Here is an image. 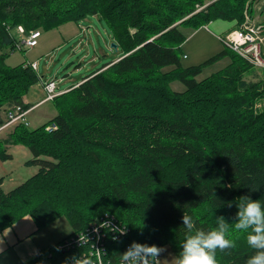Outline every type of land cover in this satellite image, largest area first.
Listing matches in <instances>:
<instances>
[{"label": "trees", "instance_id": "trees-1", "mask_svg": "<svg viewBox=\"0 0 264 264\" xmlns=\"http://www.w3.org/2000/svg\"><path fill=\"white\" fill-rule=\"evenodd\" d=\"M204 4L0 0L2 49L16 51L12 31L20 25L32 32L98 16L121 56L55 97L58 113L48 123L31 130L23 122L0 138L1 161L13 158L8 145H22L34 157L26 164L39 167L9 192L0 179V233L28 215L39 229L65 216L74 229L69 239L113 214L130 230L122 243L169 246L177 255L185 239L184 213L208 231L219 216L234 222L236 198L264 202V107L256 108L264 102V78L248 80L253 67L227 48L200 65L182 64L185 29L218 19L240 26L253 6L248 0H217L183 21ZM8 55H0V128L5 106L10 113L34 107L24 97L41 80L28 63L8 66ZM226 58L223 69L197 80L205 67ZM176 81L184 91L172 90ZM53 123L57 129L48 132ZM246 235L233 227L235 247L217 251V264H245L253 254ZM54 249L28 264H64L77 254Z\"/></svg>", "mask_w": 264, "mask_h": 264}, {"label": "rangeland", "instance_id": "rangeland-1", "mask_svg": "<svg viewBox=\"0 0 264 264\" xmlns=\"http://www.w3.org/2000/svg\"><path fill=\"white\" fill-rule=\"evenodd\" d=\"M215 1L217 0H205L204 5H197L195 12L187 16L183 21L191 18L194 14L201 12L203 9H206ZM249 3L253 6L254 18L258 19L260 22L264 21V0H248V4ZM183 21H178L172 25V27L180 25ZM213 22H216V26L222 25L227 26V28L231 26L229 21L218 19L210 21L209 24L203 25L198 29H185L187 40L183 45L182 53L187 55V58L184 56L182 59L184 67L200 65L225 48L218 37L220 38L221 35H227L228 33L225 34L227 30H225L224 33L219 32L215 25L212 24ZM234 23L235 28L233 30L241 28L242 25L238 26L237 22ZM20 26L23 27L24 33L18 31L19 26L12 31L19 42L22 38H26L27 35H29V31H27L26 27L23 25ZM39 31L41 32V37L38 39V46L35 48H22L11 52L10 48H0V55L9 53L5 62L11 67L18 66L22 63H37L39 69L37 68L36 71L40 78L45 80V82L53 79L56 80L61 94L79 86L83 82V80H80L94 70L101 68L104 64L112 60L118 61L121 57L119 50L112 47L115 41L111 31L106 26L105 22L98 16H90L80 23L69 22L51 29L41 28ZM228 62L229 58H226L205 67L203 72L197 76V80H202L223 69ZM251 66L255 72V77L252 73L247 76V79L253 81L263 79L264 70L261 69V67ZM171 88L179 92L185 90L184 84L179 81L173 82ZM46 96L47 94L40 80L24 97V99L27 98L29 100L31 105L36 104L30 110H27L28 113L25 116V121L15 122L5 128L2 126L0 128V138L7 139L10 133L13 132L15 127L20 123L24 122L28 128L33 130L53 119L58 111L53 100L45 101ZM263 107L264 102L259 101L256 105L257 109ZM11 109L12 108L9 106H5L3 109L6 122L10 118ZM49 126H47V128ZM20 146L22 145H8L7 148L9 153L13 154L14 158L4 162L0 160V178L4 179L5 184L3 189L6 192L18 187L28 178L35 175L36 171L39 170L38 166L26 164L27 161L32 160L34 157L28 148L22 146L23 149H19ZM105 174L104 172V177H107ZM107 215L113 214H105L104 216ZM73 232L74 229L69 220L65 216H62L48 226L38 230L35 233L34 244H36L38 248L42 247L40 252L45 248L52 250ZM123 244L120 246H123ZM162 248L164 251L159 257L160 264H174V258L176 256L174 251L169 246ZM55 253L60 254L57 250Z\"/></svg>", "mask_w": 264, "mask_h": 264}, {"label": "clouds", "instance_id": "clouds-1", "mask_svg": "<svg viewBox=\"0 0 264 264\" xmlns=\"http://www.w3.org/2000/svg\"><path fill=\"white\" fill-rule=\"evenodd\" d=\"M228 206L231 207L232 203L229 202ZM235 206L237 212L234 222L230 223L225 217L219 216L216 218V226L208 231L197 228L192 216L184 213L182 225L185 229V239L174 258V264H217V251L224 252L235 247L234 241L229 238L233 227L247 234V245L253 250L245 264H264V202L244 195L236 198ZM101 226L111 232L124 234L121 227L112 225L110 220H105ZM79 243L82 247L81 238ZM56 250L60 251V248L57 246ZM163 251V248L155 244L133 241L120 254V264H159ZM0 255H3L2 249ZM64 264H95V259L89 255L73 254L65 259Z\"/></svg>", "mask_w": 264, "mask_h": 264}, {"label": "built area", "instance_id": "built-area-1", "mask_svg": "<svg viewBox=\"0 0 264 264\" xmlns=\"http://www.w3.org/2000/svg\"><path fill=\"white\" fill-rule=\"evenodd\" d=\"M251 10H253V8L246 11V20L241 28L229 32L220 39L225 48L233 51L249 64L261 67V69L264 70V21L260 22L259 20L252 18L251 13L253 11L250 12ZM18 31L21 33L25 32L21 26L18 27ZM40 37L41 32L39 30L29 32V35H27L26 38H22L20 42L18 41V46L16 48H35L38 46V39ZM29 65H31L35 70L38 68L37 63ZM43 88L47 94L45 101L53 100L55 97L61 95L59 86L54 79L44 83ZM27 113V110L18 106L14 113H10V118L4 125V128L15 122L25 121ZM56 129V124L47 128L48 132H53ZM105 220H110L112 225L121 227L124 234L111 232L109 229L103 228L101 224ZM129 231L130 230L127 226L120 222L115 216L107 215L92 222L86 230L78 233L70 239H67L63 244L59 245V248L64 252L77 251V256H93L95 264H120V254H122L131 244L125 245L122 243L123 240L121 239L125 238ZM80 238L82 247L79 243ZM122 244L123 246H120ZM97 249L101 251H97Z\"/></svg>", "mask_w": 264, "mask_h": 264}, {"label": "crops", "instance_id": "crops-1", "mask_svg": "<svg viewBox=\"0 0 264 264\" xmlns=\"http://www.w3.org/2000/svg\"><path fill=\"white\" fill-rule=\"evenodd\" d=\"M251 16H252V18H254L253 12H252ZM254 19H256V18H254ZM245 20H246V18H245ZM256 20H258V19H256ZM216 22H213L212 24L215 25V27L219 30V32L224 33L225 30H227L225 34L231 32L235 28L234 22H232V23L229 22V24L231 25L229 28H227V26H222V25L216 26L217 25V24H215ZM244 23H245V21H244ZM221 36H224V35H221ZM221 36H220V38H221ZM220 38L218 37V39L221 41ZM184 56H186V58H187V55H184ZM229 62H230V60H229ZM229 62H228V64H229ZM38 69H39V66H38ZM256 77H257V75H256ZM41 83L43 86V84L46 82H45V80L41 79ZM24 103L31 104L27 98L24 99ZM35 105L36 104H34V106ZM21 148L23 149L22 146H20L19 149H21ZM8 152H9V150H8ZM11 155L14 158V155L13 154H11ZM37 172L38 171H36V173ZM0 179H2V188H3V186L5 184L4 179L3 178H0ZM38 230H40V229L38 228L37 224L35 223L33 218L28 215V216H25L24 218H22L16 224H14L12 227L7 228L2 233H0V249L3 250V255H0V264H28L33 259L40 257L42 255L43 251L48 249V248H45L40 252L42 247L38 248L37 245L34 244L35 243V240H34L35 239V233Z\"/></svg>", "mask_w": 264, "mask_h": 264}, {"label": "water", "instance_id": "water-1", "mask_svg": "<svg viewBox=\"0 0 264 264\" xmlns=\"http://www.w3.org/2000/svg\"><path fill=\"white\" fill-rule=\"evenodd\" d=\"M113 48H115L116 50H118V45L115 43L112 45Z\"/></svg>", "mask_w": 264, "mask_h": 264}, {"label": "bare ground", "instance_id": "bare-ground-1", "mask_svg": "<svg viewBox=\"0 0 264 264\" xmlns=\"http://www.w3.org/2000/svg\"><path fill=\"white\" fill-rule=\"evenodd\" d=\"M66 239H67V238H66ZM66 239H65V240H66ZM69 239H70V238H69ZM70 252H72V251H70ZM74 252H75V251H74Z\"/></svg>", "mask_w": 264, "mask_h": 264}]
</instances>
